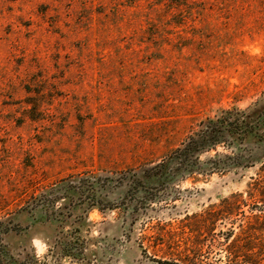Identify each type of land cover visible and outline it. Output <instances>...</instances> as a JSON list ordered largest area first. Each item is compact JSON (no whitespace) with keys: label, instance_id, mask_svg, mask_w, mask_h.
<instances>
[{"label":"rangeland","instance_id":"374dc122","mask_svg":"<svg viewBox=\"0 0 264 264\" xmlns=\"http://www.w3.org/2000/svg\"><path fill=\"white\" fill-rule=\"evenodd\" d=\"M224 109H264V0H0V240L36 264H167L191 237L188 216L244 191L261 162L141 207L123 175ZM249 144L264 158V141ZM104 176L96 204L64 188ZM42 193L56 200L26 206ZM77 236L83 252L70 254Z\"/></svg>","mask_w":264,"mask_h":264},{"label":"trees","instance_id":"16d2710c","mask_svg":"<svg viewBox=\"0 0 264 264\" xmlns=\"http://www.w3.org/2000/svg\"><path fill=\"white\" fill-rule=\"evenodd\" d=\"M251 137L264 141V109L258 113L224 109L220 114L202 119L179 145L161 159L145 164L142 171L135 170L129 175L124 173V177L130 178L128 195L137 199L138 207H141L148 206L153 201L165 200L171 194L177 199L181 192L178 184L184 180L199 181L213 173L226 172L232 167H247L255 165L258 161L261 162L257 175L251 176L244 191L231 193L204 213L188 216V219L197 220L188 225L191 237L184 241L183 249H180L179 241L174 242L178 246V251L174 253L177 257L165 260V263L264 264V158L257 157L255 147L249 144ZM220 147H223V150H220ZM212 151L213 154L203 158L204 154ZM98 179L112 180L109 176L79 177L71 179L64 188L67 191L79 189L82 194H87L86 197L92 199L93 204H96L98 199L90 193L95 189ZM55 200L56 196H49L48 193L33 194L27 200L26 206L33 208L41 202L50 205ZM246 206L252 210V215H246ZM238 214H243L252 220L240 223V230L237 232L234 228H229L215 233L213 227L219 220ZM11 229L14 227L7 225L5 231ZM205 233L211 237L201 239ZM208 239L211 240L208 245L210 248L213 245L218 247L219 256L214 261L202 258L205 256L203 252L205 240ZM79 240L77 236L73 241L66 242L65 251L70 254L82 253L83 248L79 246ZM32 263H39L36 255L28 253L25 258L18 259L4 241L0 240V264Z\"/></svg>","mask_w":264,"mask_h":264}]
</instances>
